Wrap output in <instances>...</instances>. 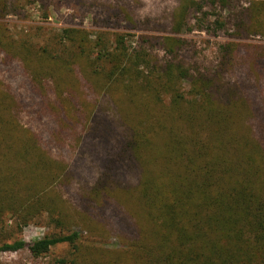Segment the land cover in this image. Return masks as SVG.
Masks as SVG:
<instances>
[{"label": "trees", "instance_id": "16d2710c", "mask_svg": "<svg viewBox=\"0 0 264 264\" xmlns=\"http://www.w3.org/2000/svg\"><path fill=\"white\" fill-rule=\"evenodd\" d=\"M233 3L182 0L172 32L264 38V1L246 7ZM218 7L229 15L199 19L209 16L207 8L217 17ZM136 23L130 19L128 27L138 29ZM6 33L0 25V52L14 60L9 55L25 45L19 47L10 37L4 41ZM67 35L87 62L83 67L98 76L78 77L76 87L88 97L103 98L93 101L99 111L79 116L78 94L59 93L57 77H29L32 96L23 101L25 111L14 85L0 81V231L13 221L17 231H11L18 234L41 218L56 230L30 244L6 237L0 253L27 248L39 258L64 245L58 264H264V87L258 96L251 92L264 86V78L226 77L240 49L229 44L225 52L231 57L201 68L196 57L183 56L188 41L181 37L140 35L131 50L129 34L114 42L102 36L93 41L82 30ZM157 47L167 54L166 61L151 53ZM109 94H124L136 105L137 114L123 125L125 133L106 127L101 117ZM24 114L28 125L22 124ZM44 116L55 124L48 135ZM85 132L87 140L100 133L104 143L111 139L113 145L89 191L79 194L81 209L72 212L63 191L73 186V173L50 147L66 149ZM120 193L133 196L137 218L132 208L125 213L116 202ZM110 206L125 218L117 220L116 246L94 232L93 224L112 225Z\"/></svg>", "mask_w": 264, "mask_h": 264}, {"label": "rangeland", "instance_id": "374dc122", "mask_svg": "<svg viewBox=\"0 0 264 264\" xmlns=\"http://www.w3.org/2000/svg\"><path fill=\"white\" fill-rule=\"evenodd\" d=\"M182 0H0V25L7 31V40L9 37L22 47V52L9 55L14 60H9L5 53L0 52V81L12 83L16 92L21 95L22 102L28 103L31 100L32 93L27 87V78L29 77H57L61 90L72 94L74 91L78 94L76 106L79 110V116H92L95 108L94 100L101 102L102 95H92L88 97L79 87H76L78 77H98L88 68L87 62L82 58L80 49L72 46L67 38V33L72 30H82L88 33L90 39L96 41L99 36L106 37L107 40L114 42L118 35H132L130 39V49L136 47V41L140 35L153 37H181L186 43L187 53L183 54L185 58L196 57L198 65L201 68L217 67L222 60L232 56L227 54L225 49L229 44H235L233 48L240 49L236 54L235 67L227 73L226 77H234V80L246 81L245 79L264 78V38L263 36H250L246 39H238L227 33L214 34L207 30H195L188 34L176 35L172 32L174 18L179 12ZM233 6L239 5L246 7L252 1L264 0H233ZM214 17L213 9H206L209 16L198 15L199 19H221L229 15L228 10H222L220 7ZM237 15V14H236ZM195 18V17H194ZM194 18L190 22L194 25ZM133 19L137 21L138 29H130L128 21ZM201 23V22H200ZM208 25V23H207ZM184 52V51H183ZM182 52V53H183ZM152 54L157 55L161 62L166 61L165 54L159 47L152 49ZM5 54V55H4ZM171 59V58H170ZM258 59V60H256ZM83 70L86 72L84 74ZM262 77V78H261ZM90 85V84H89ZM188 82L182 86L184 91L189 89ZM253 87L252 93L259 95L263 89ZM72 89V90H71ZM70 90V92H69ZM15 92V94H17ZM64 96H67L69 94ZM261 94V93H260ZM105 112L101 117H106V127L124 132L125 123H129L136 112V105L132 103L126 95L116 94L104 97ZM23 102L26 107L27 104ZM32 103V102H31ZM28 107L25 108V111ZM246 111L245 109H242ZM247 112V111H246ZM22 124L28 125L25 118ZM47 122L45 133L48 135L54 131L55 124L51 122L50 116L42 118ZM35 125V124H33ZM124 125V126H123ZM125 133V132H124ZM98 134L93 139H88L85 135L74 138V141L68 142L66 149L50 147L55 158L63 157L70 165L73 173V186L63 196L68 200V206L75 212L81 209L79 194L83 195L89 191L101 169L105 156L112 147L111 139L108 142L103 141ZM44 136H47L43 134ZM115 142V140H114ZM131 176V183H136L139 176L135 173ZM77 194V195H76ZM116 202L123 206L125 213H129L132 208L136 212L133 217L137 218L139 206L131 194L120 193L115 198ZM80 204V205H79ZM107 216L112 221V225L103 223L102 226L94 225V232L97 238L109 246L119 244V224L117 220H125L123 214L114 211V206H110ZM14 224V225H13ZM0 231V246L6 240V237H12L11 243L15 240L30 244L45 236L53 235L56 230L49 226L45 218L38 219L36 223L24 226L17 233L13 221L2 225ZM97 228V229H96ZM15 229V230H12ZM12 230V231H11ZM4 232V234H3ZM121 233H123L121 231ZM4 235H6L4 237ZM65 246L52 248L51 252L39 258H34L27 248L13 250L7 253H0V264H58L60 255L64 252Z\"/></svg>", "mask_w": 264, "mask_h": 264}]
</instances>
